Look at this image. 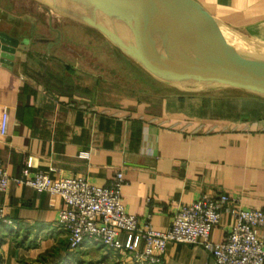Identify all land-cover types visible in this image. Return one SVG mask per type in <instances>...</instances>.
<instances>
[{
	"label": "crops",
	"instance_id": "0c3cea01",
	"mask_svg": "<svg viewBox=\"0 0 264 264\" xmlns=\"http://www.w3.org/2000/svg\"><path fill=\"white\" fill-rule=\"evenodd\" d=\"M195 1L225 26L230 47L240 49L236 32L264 48V0ZM36 3L0 0V33L29 42L12 67L0 63V122L9 111L0 158L11 178L0 192V264H132L89 243L71 251L57 221L64 200L22 182L38 173L106 186L122 171L127 213L158 232L170 228L179 206L204 194L264 211V98L236 89L183 91L159 80L152 92L111 84L55 56L65 33L50 48L57 36L43 34L41 15L53 31L52 13ZM231 224L225 218L211 240L221 242ZM163 264L212 258L201 246L171 243Z\"/></svg>",
	"mask_w": 264,
	"mask_h": 264
},
{
	"label": "water",
	"instance_id": "95a60500",
	"mask_svg": "<svg viewBox=\"0 0 264 264\" xmlns=\"http://www.w3.org/2000/svg\"><path fill=\"white\" fill-rule=\"evenodd\" d=\"M36 1L100 33L168 86L189 92L236 89L264 98V59H247L230 47L221 33L225 26L195 0ZM121 24L132 38L121 33ZM52 30L57 40L50 48L61 42V31ZM28 43L0 33V63L12 67L18 49Z\"/></svg>",
	"mask_w": 264,
	"mask_h": 264
},
{
	"label": "built area",
	"instance_id": "2783aa9c",
	"mask_svg": "<svg viewBox=\"0 0 264 264\" xmlns=\"http://www.w3.org/2000/svg\"><path fill=\"white\" fill-rule=\"evenodd\" d=\"M8 124L9 111L4 109L0 136H7ZM26 165L24 175L28 177L31 158ZM10 182L0 158V192H5ZM22 182L37 192H50L64 200L66 208L59 211L57 221L71 251L89 243L127 256L132 264H163L169 244L180 243L201 246L210 254L212 264H264V211L241 207L225 194H204L192 204L179 206L170 228L158 232L127 213L122 204V171L106 186L92 185L83 179L54 180L44 173ZM228 217L232 222L229 230L221 242H213L211 233ZM141 243L144 249L140 251Z\"/></svg>",
	"mask_w": 264,
	"mask_h": 264
},
{
	"label": "rangeland",
	"instance_id": "374dc122",
	"mask_svg": "<svg viewBox=\"0 0 264 264\" xmlns=\"http://www.w3.org/2000/svg\"><path fill=\"white\" fill-rule=\"evenodd\" d=\"M36 2L42 6L38 1ZM41 16L45 28L43 34L55 38L56 32L48 29L49 18L45 13ZM51 17L54 21L51 27L65 33L62 43L66 45L55 52V56L64 61V64H75L85 72L93 73L111 84L132 91L152 92L157 89V86H154V82L158 81L156 78L144 71L135 61L122 55L123 53L100 33L56 12H52ZM121 31L125 36H131L128 28L121 27ZM237 36L240 44L238 52L264 59L263 47L254 42L247 43L239 35Z\"/></svg>",
	"mask_w": 264,
	"mask_h": 264
},
{
	"label": "bare ground",
	"instance_id": "6f19581e",
	"mask_svg": "<svg viewBox=\"0 0 264 264\" xmlns=\"http://www.w3.org/2000/svg\"><path fill=\"white\" fill-rule=\"evenodd\" d=\"M121 27H126V28H128V30H129L131 36H130V37L126 36V37H128V38H132V33H131L130 28L121 24V25H119V30H120V31H121ZM121 33H122V31H121ZM122 34H123V33H122ZM123 35H124V34H123ZM124 36H125V35H124ZM237 52H238V51H237ZM238 53H239L242 57H245V58H247V59L252 58V57L247 56V55H245V54H242V53H240V52H238Z\"/></svg>",
	"mask_w": 264,
	"mask_h": 264
},
{
	"label": "flooded vegetation",
	"instance_id": "af4514ba",
	"mask_svg": "<svg viewBox=\"0 0 264 264\" xmlns=\"http://www.w3.org/2000/svg\"><path fill=\"white\" fill-rule=\"evenodd\" d=\"M61 31V30H60ZM62 36H63V34H62V31H61V40H62Z\"/></svg>",
	"mask_w": 264,
	"mask_h": 264
}]
</instances>
